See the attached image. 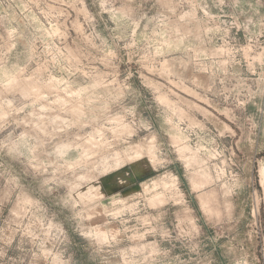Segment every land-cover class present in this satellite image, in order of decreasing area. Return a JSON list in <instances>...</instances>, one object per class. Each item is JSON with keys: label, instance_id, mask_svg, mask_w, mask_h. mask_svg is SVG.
<instances>
[{"label": "rangeland", "instance_id": "1", "mask_svg": "<svg viewBox=\"0 0 264 264\" xmlns=\"http://www.w3.org/2000/svg\"><path fill=\"white\" fill-rule=\"evenodd\" d=\"M0 264H264V0H0Z\"/></svg>", "mask_w": 264, "mask_h": 264}]
</instances>
